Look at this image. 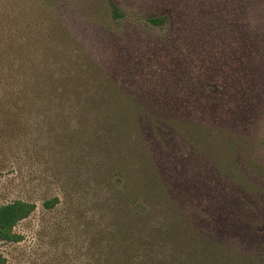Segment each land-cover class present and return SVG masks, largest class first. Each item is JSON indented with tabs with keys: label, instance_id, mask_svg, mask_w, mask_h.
I'll use <instances>...</instances> for the list:
<instances>
[{
	"label": "rangeland",
	"instance_id": "374dc122",
	"mask_svg": "<svg viewBox=\"0 0 264 264\" xmlns=\"http://www.w3.org/2000/svg\"><path fill=\"white\" fill-rule=\"evenodd\" d=\"M114 1L126 15L118 22L110 19L106 0H0V205L23 200L36 206L14 228L21 240L10 244L0 242V255L7 264H59L58 256L67 245L60 240L69 215L63 200L51 212L41 206L43 200L54 195L61 198L63 187L74 177L70 172L73 168L65 162L73 153L66 152L63 145L76 132L75 118L65 109L48 106L50 81L59 76L56 69L63 65L75 63L86 67L89 62L104 68L107 64L112 78L124 77L123 71L130 77L137 75L140 86L125 84L127 94L139 90L151 93L157 102L161 101L160 105L166 102L162 100L165 96H169V101L175 100L168 106L162 105L166 110L155 109L159 105L147 101L140 105L139 111H168V117L175 114L179 118L171 133L161 129L162 137L153 135L145 147L155 157L157 174L175 187L205 184L215 178L216 185L227 188V201L222 205L215 202L212 208L229 205L228 208L211 211L203 208L202 202L196 210L210 217L215 213L234 217L238 210L248 212L239 200L241 193L254 205L257 198L250 194L254 191V182L264 187V182L245 176L237 167L238 161H244L249 154L245 152L249 145L254 142V149L258 150L256 143L264 119V61H253L245 70H252L253 78L244 73L242 81L232 73L234 67L223 69L225 54L221 47L229 33L226 25L233 23L230 18L234 8L226 5L227 0H215L214 6L202 5L201 0ZM157 15L170 16V24L157 29L145 23L147 17ZM190 21L199 30L195 37L188 34L192 29ZM204 27L213 36L204 34ZM184 30L187 33H182ZM171 35L175 41L179 38L177 43L182 54L165 60L162 40ZM205 36L211 41L209 47L205 46ZM109 45H115L114 57L110 59L107 57ZM226 72L233 80L226 83L232 89L234 83L239 88L234 93L230 87L225 90L222 83ZM205 80L210 81L208 89L213 92L206 91ZM248 82L253 83L250 90L246 89ZM208 94L215 100L212 101L215 108L211 109L220 108V119L213 123L207 112L209 103L206 106L204 101ZM191 97L199 98L204 107L195 105ZM241 116L247 123L239 122ZM183 117L187 124L180 126ZM195 123L214 129L204 143H194L190 140L193 137L184 131L191 130ZM141 127L144 136L156 128L144 120ZM205 131L194 130L190 134L198 138ZM224 132L237 134L239 143L231 144ZM187 141L190 143L186 144ZM236 149L243 155H237ZM123 153L119 154V165L127 168L128 157L124 158ZM137 173V170L133 172L132 177ZM118 177L115 181H119ZM73 186L69 184L68 189ZM260 216H254V226L246 227L247 230L220 228L227 235H218L216 239L204 230L206 224L199 225L201 228L195 225L207 219L194 217L193 231L213 244V253L201 248V254L195 255L191 264H264V227L258 226ZM248 230L255 233L247 234ZM204 240L201 245L207 248ZM71 251L72 248L68 250L69 255Z\"/></svg>",
	"mask_w": 264,
	"mask_h": 264
},
{
	"label": "trees",
	"instance_id": "16d2710c",
	"mask_svg": "<svg viewBox=\"0 0 264 264\" xmlns=\"http://www.w3.org/2000/svg\"><path fill=\"white\" fill-rule=\"evenodd\" d=\"M203 3L213 5L215 0H201L200 4L204 5ZM106 5L113 22L126 17L114 0H106ZM226 5L234 9L230 18L233 23L226 25L231 36L227 34L221 47L225 54L222 59L223 69L226 71L228 67H234L232 73L241 81L245 80L242 77L244 73H248L249 79H252L253 71L245 70L252 66L253 61H264V0H227ZM251 15L253 17H250ZM170 22L168 15L145 19L147 25L157 29H163ZM190 26L192 29L188 34L195 37L199 30L194 28L192 21ZM182 33L187 31L184 30ZM177 34L179 32H175V35ZM204 34L213 36L212 31L206 27ZM172 36L162 40L165 60L172 55L176 57L182 54L177 43L179 38L175 41ZM204 39L207 40L205 46L209 47L211 41L207 36L203 37ZM114 48L115 45L108 46V59L114 57ZM190 55L191 52L189 58ZM192 58H195V55ZM106 66L107 64L104 68H99L89 62L86 67L75 63L63 65L56 69L59 76L49 80L51 83L47 90L48 106L65 109L74 116L76 125V132L63 145L66 152L73 153L65 158V162L70 164L69 168H73L74 171L70 172L74 177L67 182V187H63L61 198L54 195L43 200L41 205L45 211L51 212L57 209L63 200L69 214L65 219V229L60 239L67 245L58 256L59 264H191L195 255L201 254V248L205 252L213 253L211 252L213 244L200 238L197 232L193 231L194 217L207 219L206 222H196L195 225L201 228L199 225L206 224L203 226L204 230H207L208 234L211 232L215 239L218 235H227L220 229L224 226L226 230L235 227L250 229L254 226L256 215H261L262 218L258 220V226L264 227V206H261L264 204V187L256 182L253 185L254 191L250 193L257 198L254 205L240 192L239 200L243 201L248 212L238 210L234 217L215 213L210 217L196 209L202 202V207L211 211L228 208L229 205L212 208L215 202L222 205L227 201L228 192L225 186L216 185V179L212 178L205 184L198 182L195 186L175 187L157 174L155 157L147 150V146L145 147L146 142L153 135L162 137L161 129L171 133L170 129H173L175 122H179V118L175 114L168 117L169 114H166L168 111L150 113L139 109L140 105L147 101L154 105L158 104L159 107L154 106L155 109L166 110L167 108H163L162 105L168 106L173 99L169 101V96H165L162 100L166 102L162 101L164 103L160 105L161 101L157 102L151 93H142L139 90L134 94H127L124 91L125 84L140 86L137 75L133 74L130 77L123 71L124 77L112 78ZM227 74L228 72L223 76L227 81L222 78L225 90L230 87L226 82L233 81ZM251 83L248 82L247 87L246 85L243 87L250 90L253 86ZM205 84L206 91L213 92L208 89L211 86L210 81L205 80ZM216 84L218 85L217 82L215 86ZM234 85L233 89L230 87L233 93L236 89L239 90L235 83ZM213 97L208 94L204 99L206 106L209 103L207 112L212 123L220 119L218 114L220 108L217 111L212 110L215 108L212 107V101H215ZM191 98L195 105L200 107L204 105L199 103V98L198 100L196 97ZM180 119L183 120L180 121V126L187 124L184 117ZM143 120L156 127L150 130L148 136H144V131L141 130ZM253 120L248 124L250 125ZM239 122L247 123L242 116ZM191 128V130L185 128L184 131L193 137L190 140L196 144L210 138V130L214 131L213 127L200 126L199 123H195ZM194 130L206 131L202 137L197 138L190 134L194 133ZM224 133L231 144L239 143L237 134ZM69 135L67 134V137ZM188 143L190 142L187 141L186 144ZM253 143L249 148L246 147L248 149L245 152L249 154L244 161H238L237 167L245 176L264 182V119L256 143L258 150L254 149ZM142 146L146 149V155ZM122 152L124 158L128 157L127 168L119 165V154ZM234 152L237 155L242 154L238 149ZM232 156L230 155L234 159ZM121 166L122 172L119 171ZM136 170L138 173L133 178L132 173ZM117 176L119 181H115ZM69 184L74 185L72 189H68ZM229 200L233 201L232 198ZM35 208L34 203L23 200L0 205V242L18 243L21 236L14 228L28 218ZM237 215L243 217L235 218ZM246 232L255 233L250 230ZM202 240L205 241L207 248L201 245ZM70 248L71 255L68 254ZM0 264H7L1 255Z\"/></svg>",
	"mask_w": 264,
	"mask_h": 264
}]
</instances>
